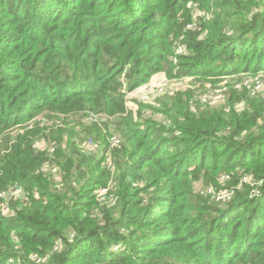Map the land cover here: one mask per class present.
Here are the masks:
<instances>
[{"label":"trees","instance_id":"1","mask_svg":"<svg viewBox=\"0 0 264 264\" xmlns=\"http://www.w3.org/2000/svg\"><path fill=\"white\" fill-rule=\"evenodd\" d=\"M159 71L264 72V0H0V264H264V93L129 108Z\"/></svg>","mask_w":264,"mask_h":264},{"label":"rangeland","instance_id":"2","mask_svg":"<svg viewBox=\"0 0 264 264\" xmlns=\"http://www.w3.org/2000/svg\"><path fill=\"white\" fill-rule=\"evenodd\" d=\"M190 5H191V11L194 14V17L198 18V21H200L199 17L203 16L205 14V11L203 10V8L199 7L197 4H194V5L190 4ZM253 75H254L253 73H246L245 75L226 74L220 77V79H223L222 82L212 84L211 82H208L204 79L196 78L198 76H196L194 79H192V77L190 76H183L179 79L169 80L163 71H159V72L154 73L151 77H149V79L146 82L136 87L133 91L128 92L126 104L129 108L133 110H136V101H139L141 103H145L151 106L153 105L155 107H160V103L166 95L173 93L177 89L186 88L188 86H191L193 89V93L196 92L197 94L196 97H198L201 103L203 104L206 103L212 106H219L224 102V98H225V96L223 95L224 92L220 93V92H215V91H219L223 87H227V90H229L231 89V87H233L235 83L238 82L237 80H239L243 76L246 78V77H251ZM256 76H259V78L262 80L261 91H264V72H257ZM204 94L206 96V99L204 97H201ZM144 114L149 115L148 112H145ZM156 115L158 119H161L162 116L160 114L156 113ZM70 126H71L70 128H73L75 132H77L79 135H82L81 126H74L73 124H70ZM88 139H91V138H88ZM94 142L97 144V146L94 147V149L90 152L92 153L95 152L94 153L95 155H100L101 144L96 141ZM47 144L48 143L45 140H43L38 144V146H41V145L45 146ZM105 163L109 165V162L107 159H105ZM49 172L50 171H47L46 173H49ZM55 177L57 178V180L61 178L60 176H55ZM194 187L196 190L201 189L200 183H195ZM113 202L114 201H111V204Z\"/></svg>","mask_w":264,"mask_h":264},{"label":"built area","instance_id":"3","mask_svg":"<svg viewBox=\"0 0 264 264\" xmlns=\"http://www.w3.org/2000/svg\"><path fill=\"white\" fill-rule=\"evenodd\" d=\"M180 51V50H179ZM245 75V74H244ZM238 82L233 85V87L237 89H245L248 91L249 94L256 95L258 93H264V91H261L262 88V80L259 78V76L253 75L251 77H242ZM222 90V91H221ZM227 90V87L221 88L219 91L215 92H225ZM261 91V92H260ZM201 97H204L206 99L205 94ZM203 99V100H205ZM111 145H118L119 139L116 137H111L109 139ZM85 149L88 151H92L94 147L97 146V144L94 141H91V139H87L86 142L83 144ZM213 191V192H212ZM207 189V194H212V197L215 198L216 201L226 202L231 195V192L223 190L220 192H215L214 190ZM17 191H1L0 192V214H9L13 213V211L8 207V201L10 200V197L17 195ZM30 259L35 262H39L41 260V257H36L35 255L30 256Z\"/></svg>","mask_w":264,"mask_h":264},{"label":"clouds","instance_id":"4","mask_svg":"<svg viewBox=\"0 0 264 264\" xmlns=\"http://www.w3.org/2000/svg\"><path fill=\"white\" fill-rule=\"evenodd\" d=\"M244 75V74H243Z\"/></svg>","mask_w":264,"mask_h":264}]
</instances>
